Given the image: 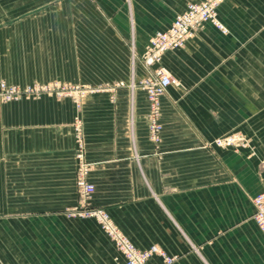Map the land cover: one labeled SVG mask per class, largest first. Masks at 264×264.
Instances as JSON below:
<instances>
[{
	"label": "crops",
	"instance_id": "1",
	"mask_svg": "<svg viewBox=\"0 0 264 264\" xmlns=\"http://www.w3.org/2000/svg\"><path fill=\"white\" fill-rule=\"evenodd\" d=\"M198 1L129 0L128 7L114 0L108 10L116 55L104 81L144 77L141 56L151 36ZM218 16L226 33L208 22L162 57L176 83L161 98L158 140L141 89L119 88L114 99L108 93L88 97L80 109L72 98L0 100L2 257L10 228H30L32 219L35 230L49 232L44 239L34 232V243L50 244V264L123 262L103 235H88L89 242L65 227L58 236V213L76 202V115L82 117L87 159L95 163L93 201L137 247L159 245L176 257L173 264H264V233L251 200L264 191V0H223ZM15 18L0 7L4 80L11 28L1 24ZM226 135L237 143L219 151L212 141Z\"/></svg>",
	"mask_w": 264,
	"mask_h": 264
},
{
	"label": "rangeland",
	"instance_id": "2",
	"mask_svg": "<svg viewBox=\"0 0 264 264\" xmlns=\"http://www.w3.org/2000/svg\"><path fill=\"white\" fill-rule=\"evenodd\" d=\"M123 2L129 7V0H123ZM113 3L114 0H9V3L0 5L19 17V19H10L1 24L10 27L11 32L4 41V46H6L4 55L9 59L10 65L9 79H6L7 81L0 79V81H5L7 85L23 90L18 97L9 100L4 99L3 90L0 87V100L4 103H11L24 99L38 100L44 97H52L58 101L72 98L75 108L80 109L83 101L88 97H91L92 101L95 96L108 93L114 99L119 88L126 87L131 93L141 89L139 85L131 87L133 79L128 82L123 81L124 84L121 86L117 85L121 81H104L107 78L106 75L114 69L113 60L116 55L112 48L117 42L114 40L115 37L109 35L114 28V22L109 17L112 11L108 8L112 7ZM133 38L127 37L129 43L133 42ZM132 60L135 61V57ZM152 117L154 120L157 119L156 116ZM158 125L157 132L153 131L152 124L150 127L151 135L157 140L161 133V126L159 123ZM73 126L76 202L58 213V236L65 234V227L69 229L73 227L74 236H84L82 238L85 240L89 237L88 235H103L111 247L122 256L123 262L119 264H124L126 262L125 253L112 231L115 230L129 243L132 242L120 230L106 208L95 205L93 200L97 187L91 178L95 163L87 159V143L81 116L75 115ZM229 136L231 135L218 137L212 141V144L216 145L219 151L230 148L237 141L231 144L217 142L218 139ZM80 144H82V149ZM81 150L84 159L78 157ZM81 179L95 187L94 192L86 197V200L80 191ZM122 182L128 183L129 181ZM120 184L119 181L118 186H121ZM253 197L251 198L252 203ZM76 207L80 211H71ZM32 222L31 219L30 228L20 230L10 228L9 244L4 245L6 253L4 257L0 255V264H50V244L34 243V232L42 235V239L46 234L49 235V232L39 233L38 229L35 230L32 227ZM132 244L137 247L134 243ZM153 246L165 251L156 244L148 248ZM58 251H64V245L59 244ZM167 254L174 259V263L176 257ZM155 257L161 259L155 254L152 261ZM159 262H153V264Z\"/></svg>",
	"mask_w": 264,
	"mask_h": 264
},
{
	"label": "built area",
	"instance_id": "3",
	"mask_svg": "<svg viewBox=\"0 0 264 264\" xmlns=\"http://www.w3.org/2000/svg\"><path fill=\"white\" fill-rule=\"evenodd\" d=\"M220 1L200 0L189 3L184 11L176 15L169 28L158 31L151 36L141 56V60L147 69V74L138 81L133 79L131 87L134 88L136 85H139L147 94L153 116L159 114L162 96L175 83L169 70L161 63L163 55L167 51L183 47L186 41L196 35L208 22L213 23L221 31L226 33L227 28L217 16ZM123 84V81L117 83L118 86ZM0 87L3 90L2 94L4 99H14L23 92V90L16 86L7 85L5 81H0ZM152 128L154 132L158 131L159 125L156 120L153 121ZM236 141L237 139L235 137L229 136L218 139L217 142L220 144H231L236 143ZM80 148H83L82 144H80ZM78 157L84 159L82 150L79 152ZM94 189V185L81 179L80 191L84 199L90 196L94 192ZM253 203L255 206L254 219L264 233V191L253 197ZM71 211L78 212L80 210L76 207ZM112 232L115 234L117 241L121 244L122 250L125 253L126 262L124 264H153L152 257L155 254L161 257V261L157 264H173L174 259L157 246L141 250L132 243H129L120 233H117L115 230Z\"/></svg>",
	"mask_w": 264,
	"mask_h": 264
}]
</instances>
